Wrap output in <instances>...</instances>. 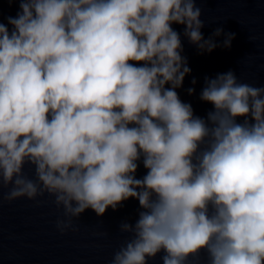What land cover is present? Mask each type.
I'll list each match as a JSON object with an SVG mask.
<instances>
[{"label": "clouds", "instance_id": "obj_1", "mask_svg": "<svg viewBox=\"0 0 264 264\" xmlns=\"http://www.w3.org/2000/svg\"><path fill=\"white\" fill-rule=\"evenodd\" d=\"M18 2L0 22V203L54 197L64 233L133 198L111 264H264V86L205 76L204 117L177 91L191 69L173 25L201 54L235 33L205 39L197 0Z\"/></svg>", "mask_w": 264, "mask_h": 264}, {"label": "water", "instance_id": "obj_2", "mask_svg": "<svg viewBox=\"0 0 264 264\" xmlns=\"http://www.w3.org/2000/svg\"><path fill=\"white\" fill-rule=\"evenodd\" d=\"M197 6L202 9L205 26L201 32L205 39L217 27L225 33H235L230 48L217 47L201 54L183 36L184 26L173 25L181 34L182 55L191 69L177 91L184 102L191 103L196 115L204 117L213 107L199 99L205 76L232 70L240 81L264 86V0H197ZM19 10L18 0H0V22L7 24V17H15ZM215 39L222 44L224 35ZM190 87L195 88L192 95L187 92ZM24 173L35 179L31 165H25ZM145 174L141 162L136 176ZM7 191L0 189L2 194ZM37 201L20 198L0 203V264H111L114 252L129 238V234L120 232V224L125 220L134 223L139 210L133 198L115 210L109 207L102 216L87 209L74 220L76 231L61 233L56 220L63 217V208L57 209L54 197L47 194ZM162 254L149 264H162ZM200 264H206V254H201Z\"/></svg>", "mask_w": 264, "mask_h": 264}]
</instances>
